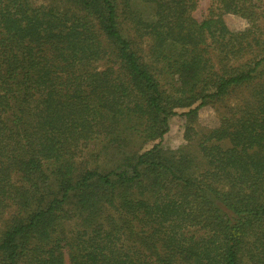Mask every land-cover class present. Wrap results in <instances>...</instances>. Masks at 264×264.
I'll list each match as a JSON object with an SVG mask.
<instances>
[{"label": "trees", "instance_id": "16d2710c", "mask_svg": "<svg viewBox=\"0 0 264 264\" xmlns=\"http://www.w3.org/2000/svg\"><path fill=\"white\" fill-rule=\"evenodd\" d=\"M263 5L0 0V264H264Z\"/></svg>", "mask_w": 264, "mask_h": 264}, {"label": "rangeland", "instance_id": "374dc122", "mask_svg": "<svg viewBox=\"0 0 264 264\" xmlns=\"http://www.w3.org/2000/svg\"><path fill=\"white\" fill-rule=\"evenodd\" d=\"M39 4L41 3H48L49 0H37ZM212 0H197V7L193 11V14L195 17H197L199 20H202L208 13V8L211 4ZM264 9V5H263ZM225 20L229 27L233 30L242 29L247 25V22L233 14H226ZM263 21H264V14H263ZM124 29L127 31L128 25L124 23ZM123 29V31H125ZM161 77V75H160ZM163 78V76H162ZM168 79V78H167ZM167 79H162V82L164 83V88L168 91V94H173L170 92V82L167 81ZM239 96L234 94L232 95L226 103H233L235 99ZM225 103H216V104H207L206 106L202 107L196 118L191 119L189 116H185L184 114H181L184 111H187L188 108H179L177 109L178 113L176 115L169 117V130L165 134V136L162 139V145L164 148L169 150H177L181 147H183L186 144L185 139V133L187 125L191 124L194 127L197 128H209L214 127L218 125L219 118L222 115V113L225 110ZM153 142L148 143L147 147H150ZM104 142H99L98 144H94L91 146L90 149H88V153H91V159L97 163H101L105 160V152H108V148L104 147ZM110 159V157H108ZM106 161V160H105ZM104 164V163H103Z\"/></svg>", "mask_w": 264, "mask_h": 264}]
</instances>
